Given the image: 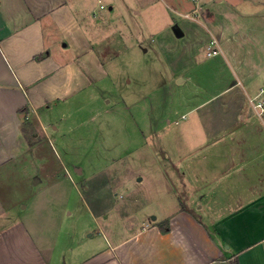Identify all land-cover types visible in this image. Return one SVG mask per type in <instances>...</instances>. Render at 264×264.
<instances>
[{"label": "crops", "instance_id": "0c3cea01", "mask_svg": "<svg viewBox=\"0 0 264 264\" xmlns=\"http://www.w3.org/2000/svg\"><path fill=\"white\" fill-rule=\"evenodd\" d=\"M130 1L140 3L136 14L123 6ZM207 1L105 0L108 7L104 0H0V176L13 168L19 175L25 170L29 175L32 168L41 176L42 170L25 161H36L37 156L45 160L38 151L42 138L48 145H57V134L69 113L65 116L63 111L64 117L59 115L53 124L64 106L75 114L90 106L87 118L97 129L112 114L117 116L122 100H106L112 92L102 85L110 82L112 87L110 63L132 53L137 45L154 65L152 82L160 85L167 81L175 85L178 79L182 89L193 78L186 71L191 62L201 67L222 61L218 58L222 56L232 68L230 75H219L208 84L201 100H195L198 89L190 92L191 97H179L177 106L184 109L177 119L173 117L179 111L173 109L161 121L156 118L160 105L155 93L133 99L137 108L132 107L131 123L143 144L120 151L114 162L125 166L131 155L133 168L126 170L133 171L134 177L145 156L158 164L161 184L167 188L159 197L167 202L161 203L158 216L145 212V196H129L126 204L141 210L122 216L133 218L126 221L127 235L120 230L106 232L108 225L101 223L99 231L88 234L97 237L95 248L77 254L66 244L69 229L54 238L29 219L34 208L28 197L23 198L27 203L19 217L6 221L11 212L20 211L23 201L9 204L0 194V264H229L236 259L239 264H264V108L257 106L264 105V83L258 82L264 80V65L256 58L263 52L264 43L258 41L263 26L241 28L250 40L232 43L215 23L218 12L206 7ZM214 1L231 7L234 15L230 16L246 19L255 14L247 8V2L255 0ZM137 16L143 21L142 32L129 22ZM189 34L200 36V40L194 37L192 49L191 40L182 43ZM109 39L115 49H121L110 57L105 50ZM213 39L220 49L209 55ZM187 45L188 53L180 52ZM238 48L245 52L239 53ZM184 58L189 60L185 66ZM166 66L172 71L168 79L163 78ZM76 99L81 106L70 109ZM173 122L182 125L175 129L172 145L162 151L145 146L149 131L157 135ZM64 171L65 177L79 183L91 177L86 183L94 185L95 173L86 174L81 164L65 165ZM54 232L60 235L59 228Z\"/></svg>", "mask_w": 264, "mask_h": 264}, {"label": "rangeland", "instance_id": "374dc122", "mask_svg": "<svg viewBox=\"0 0 264 264\" xmlns=\"http://www.w3.org/2000/svg\"><path fill=\"white\" fill-rule=\"evenodd\" d=\"M209 1H207L206 7H211L218 12L219 16L216 17L215 23L226 32V36H230L232 43H248L250 40L249 34L242 33L240 31L241 28L245 29L250 25L258 26V28L260 26L264 27V0L247 2V8L255 14L246 17V19L241 16H230L234 14L231 7L225 3L218 4L214 0ZM128 3L125 2L123 6L128 8L129 12H132L131 15L135 13L136 9L140 10L141 8L140 3L137 1ZM104 4L108 7L110 5L105 0ZM242 9L245 10V8ZM161 18L162 20L164 19V17ZM129 22L133 26L140 28L142 32L143 21L141 18L138 16L137 19L132 17ZM263 27L260 29L261 34L258 38V41H262V43H264ZM233 31L238 33L233 35ZM122 33L123 35L128 34L125 31ZM194 37L200 40V36ZM194 37L193 34H189L182 43H188L191 40L192 44H190V47L192 49L196 42ZM252 42L254 43V40ZM107 47L110 49H105L108 51L106 53L109 57L121 51V49H115L110 39ZM238 49L239 53L245 52L241 48ZM189 50L190 48L187 45L180 52L187 54ZM262 51V55L259 52L256 58H259V61L264 65V46ZM204 53L205 51L201 50L199 56L203 57ZM148 58L146 54L142 55L137 45V48H134L132 53H128L127 56L126 54L119 56L110 63L112 66L111 81L114 85L112 84V87L108 86L110 83L108 82L102 86H107V89L112 92V95H108L106 100L109 98L115 99V97L120 98L122 105H120L121 110L117 112V116L112 114V119L109 118L107 121L104 120L102 122V129H97L92 121H88L87 117L91 114L90 106H88L89 110L83 109L84 111L76 114L68 112L67 106H64L57 112L54 120L55 124H53L56 125V121L60 120L59 115L64 117V112L65 116L69 113V116L66 117L67 119L64 120V126L59 129L60 131L57 134V145L55 143L54 145L53 142V146L48 145L47 140L42 138V144L39 145L38 151L44 155L45 160L40 161V156H37L36 161H25V164H33L37 170H42L41 176H37V173L32 171V168L28 169L29 175H27L26 170L23 171L22 175H19V171L13 168L11 173L5 172V175L0 176V194L5 201L9 204L20 203L23 198L28 197L27 200H31L29 202L32 203L31 207L33 206L34 208L29 210V215L31 216L29 219L36 220L38 226L43 228L42 232L52 235L54 238L62 236V232L64 233V230L69 229L70 239H68L69 242L66 244H68L67 247L71 246L74 248L77 254L91 252L95 248L98 239L96 236L89 237L88 234L95 229L99 231L101 223L108 225L106 232H110V229H113L117 233L120 230L122 235H127L129 223L126 221L133 218L122 216L126 212L133 214L136 208L141 210L140 206L134 207L126 204L125 201L129 196H145L146 200L144 201L146 204H143V208L146 213H150L153 216H158L160 209L163 208L161 203L167 202L166 200L160 202L159 197H163L164 190L167 188L161 184L163 183L161 169L151 158L145 156L147 159L144 160V166L141 167L139 175H136V177L131 174L133 171L129 174L126 170L128 167L133 168L131 155L126 157L129 161L125 166H121L122 161L120 163L114 162V159L121 157L120 151L124 153L129 151L131 147L136 149L141 147L139 144H143V137L137 136L136 129L132 127L131 123L132 107L137 108L133 99L136 96L146 95L149 91L155 93L156 100H158L160 105V109H157L156 118L161 121V116L167 110L173 109V111H179L175 116L176 118L173 117V119H177L181 116L182 109H184L177 106L179 97L182 99L185 96L191 97L190 92L193 89H198V95H196L195 100H201L209 90L208 84L215 81L219 75H230L228 72L232 69L222 56L218 57L222 61L201 67H199L200 63L197 61L195 63L191 62L186 71L189 75L194 74L193 78L185 83L182 89H179L178 79L175 80V85L173 82L171 84L167 83L168 81L161 85L159 81L152 82L151 69L154 65H151L152 62ZM182 63L185 66L189 63V60L184 58ZM196 64H198V70L195 69ZM165 70L166 73L163 72V78L168 79L172 71L167 66ZM122 78H124L123 82ZM148 80H150V85L147 86ZM258 82L261 85L264 80H259ZM201 83H203L204 87L202 86L200 89ZM79 101V99H76V104L70 106V109L80 107ZM53 125L50 131L52 133L55 131ZM179 125L182 124L175 125L174 122L172 125L167 124V127L161 129V132H158L157 135L155 132L149 131L146 135V140L149 144L146 143L145 146L157 148L158 151L166 150L168 144L172 145L173 137L178 132V129H175L179 128ZM67 162H70V165L75 162L81 164V166L85 167L86 174L95 173L94 185H87L86 183L91 177H85L80 183L76 182L75 178L70 180L69 177H65V165L70 167ZM74 169H72L73 174L77 176ZM27 176L28 180L26 179ZM35 176L37 177L35 178ZM56 176H59L60 179L57 180L56 178V181H54ZM38 177L42 178L43 182H36V179H39ZM139 177H143V180L139 181ZM45 178L50 179L45 182ZM75 182L79 183V185H76ZM124 194L126 198L123 196ZM26 203L25 199L20 206V211L17 210V213L11 212V216L5 217L6 221L18 218L19 215L17 216V214L21 212V207L26 205ZM46 227H49V229ZM55 228H59L60 235L56 233L57 231L54 232ZM62 241L63 238L61 237L59 243Z\"/></svg>", "mask_w": 264, "mask_h": 264}, {"label": "built area", "instance_id": "2783aa9c", "mask_svg": "<svg viewBox=\"0 0 264 264\" xmlns=\"http://www.w3.org/2000/svg\"><path fill=\"white\" fill-rule=\"evenodd\" d=\"M219 49V43L217 42V40L213 39L208 45V54L215 55L218 53ZM257 106L264 108L263 103H259Z\"/></svg>", "mask_w": 264, "mask_h": 264}, {"label": "trees", "instance_id": "16d2710c", "mask_svg": "<svg viewBox=\"0 0 264 264\" xmlns=\"http://www.w3.org/2000/svg\"><path fill=\"white\" fill-rule=\"evenodd\" d=\"M229 264H239L238 260L236 259L235 261H231Z\"/></svg>", "mask_w": 264, "mask_h": 264}]
</instances>
